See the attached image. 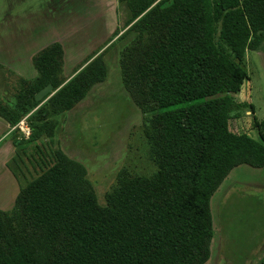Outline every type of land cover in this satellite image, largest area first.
Listing matches in <instances>:
<instances>
[{"label": "trees", "instance_id": "obj_1", "mask_svg": "<svg viewBox=\"0 0 264 264\" xmlns=\"http://www.w3.org/2000/svg\"><path fill=\"white\" fill-rule=\"evenodd\" d=\"M115 2L126 17L110 44L126 38L120 81L144 116L156 170L121 173L97 203L84 166L52 143L106 66L98 53L64 78L61 45L50 42L32 57L33 78L12 89L1 77L0 117L10 127L24 118L29 129L7 166L16 177L23 155L32 175L0 209V264H204L212 193L240 164L264 168V135L229 126L245 51L264 40V0ZM47 83L56 90L35 101Z\"/></svg>", "mask_w": 264, "mask_h": 264}, {"label": "rangeland", "instance_id": "obj_2", "mask_svg": "<svg viewBox=\"0 0 264 264\" xmlns=\"http://www.w3.org/2000/svg\"><path fill=\"white\" fill-rule=\"evenodd\" d=\"M46 1L0 0V83L4 74L10 77L12 89L19 78H33L32 57L57 38L63 46L64 78L89 56L101 53L106 66L104 79L62 116L52 146L84 166L97 203L104 205L105 195L121 173L149 176L156 170L144 116L120 81L118 55L126 38L110 44L122 32L112 37L126 13L115 0H64L62 6L58 0ZM243 65L247 79L234 95L231 113L236 112L237 117L229 126L234 131L264 135V40L256 50L245 51ZM12 128L11 136L0 131L2 179L9 136L11 151L6 165L20 153L14 139L26 137L19 123ZM21 157L20 170L15 168L17 176L11 174L14 196L32 175L28 159ZM12 203L10 198L0 203V209H9ZM209 208L213 237L204 264H264V168L240 164L230 170L212 193Z\"/></svg>", "mask_w": 264, "mask_h": 264}, {"label": "crops", "instance_id": "obj_3", "mask_svg": "<svg viewBox=\"0 0 264 264\" xmlns=\"http://www.w3.org/2000/svg\"><path fill=\"white\" fill-rule=\"evenodd\" d=\"M45 1V0H44ZM50 1H53V0H48L46 1L48 4ZM43 1H41L40 3H42ZM63 2L64 0H58V4H60V6L63 5ZM64 12V11H62ZM56 42H58L60 45H61V48H62V51H63V46H62V41L60 40V38H57V39H54ZM54 42V41H52ZM50 43V42H49ZM92 43H93V40H92ZM90 44H88L89 46ZM94 45V44H93ZM95 45L92 48H94ZM97 49V48H95ZM95 51V50H93ZM96 52H98V49L96 50ZM13 127V126H12ZM10 127L8 125V123L2 119L0 117V131H3V132H8L9 135L11 136V133H12V130L13 128ZM9 136V141L6 143L5 145V150H6V155L3 159V162H2V168L5 172V178L2 179L0 178V203L2 202H5V201H9V199H14V194H13V191H14V178L11 177V173H10V170L7 168V165H6V161H7V156L9 155L10 151H11V137ZM7 198V200H5Z\"/></svg>", "mask_w": 264, "mask_h": 264}, {"label": "water", "instance_id": "obj_4", "mask_svg": "<svg viewBox=\"0 0 264 264\" xmlns=\"http://www.w3.org/2000/svg\"><path fill=\"white\" fill-rule=\"evenodd\" d=\"M55 90L56 89H53L50 83H47L34 93L33 98L35 101H40L41 103L45 99H47Z\"/></svg>", "mask_w": 264, "mask_h": 264}, {"label": "built area", "instance_id": "obj_5", "mask_svg": "<svg viewBox=\"0 0 264 264\" xmlns=\"http://www.w3.org/2000/svg\"><path fill=\"white\" fill-rule=\"evenodd\" d=\"M18 123H19V126H20V128H21L23 134H24L25 136H27L28 133H29V129H28L26 123H25L24 118H22ZM21 124H24V126L21 127Z\"/></svg>", "mask_w": 264, "mask_h": 264}]
</instances>
